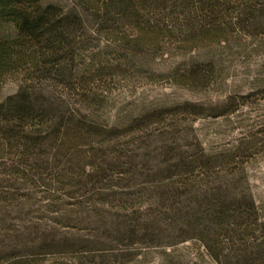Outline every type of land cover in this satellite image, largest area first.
<instances>
[{
    "label": "trees",
    "instance_id": "16d2710c",
    "mask_svg": "<svg viewBox=\"0 0 264 264\" xmlns=\"http://www.w3.org/2000/svg\"><path fill=\"white\" fill-rule=\"evenodd\" d=\"M2 28L0 155L14 152L18 161L0 163V175H14L28 190L44 187L39 192L48 203L56 204L55 194L68 190L72 206L94 207L78 218L92 226L96 239L46 245L73 253L70 263L58 264H111L117 258L111 246L188 240L219 264H264V222H257L254 202L238 190L237 180L257 141L244 134L227 150L185 147L171 140L174 128L153 136L147 128L159 116L151 114L141 128L148 131L145 139L136 148L133 138L122 143L119 128L98 122L97 79L80 81L71 68L84 37L94 31L111 45L110 58L94 72H142L150 54L200 49L203 61L184 68L178 82L208 80L220 73L224 53L264 56V0H73L67 7L0 0ZM9 80L17 90L1 97ZM139 121L129 120L131 126ZM56 158L63 162L60 170L44 176ZM139 180L149 188L136 198L118 191ZM13 190L2 191L7 206L32 202L27 190L15 196L14 183ZM139 198L149 202L148 213L128 201Z\"/></svg>",
    "mask_w": 264,
    "mask_h": 264
},
{
    "label": "rangeland",
    "instance_id": "374dc122",
    "mask_svg": "<svg viewBox=\"0 0 264 264\" xmlns=\"http://www.w3.org/2000/svg\"><path fill=\"white\" fill-rule=\"evenodd\" d=\"M44 1L67 7L73 0ZM2 30L3 28L1 35ZM84 38L71 68H74V72H79L80 81L97 79L96 88L101 98L98 122L105 123L109 128H119L120 134L125 136L120 142L133 138L136 148L145 139L146 132L153 130V136L158 138V130L166 132L172 128L176 132L171 140L176 144L185 147L198 145L205 151L230 149L244 134L248 136L247 140L253 138L252 140L257 141L253 152L242 165L243 172L238 175L237 180L238 190L254 202L257 222H264L263 54L238 56L224 53L220 73L208 80L181 84L178 82L179 74L191 63L202 62L203 50L174 49L162 56L150 54L146 56L147 63L142 72L123 67L116 73L112 69H98L94 72L93 68L97 64H103L110 58L111 45L106 37L94 31L88 32ZM202 66L203 64L199 67ZM16 90V83L9 80L4 85L1 97L13 94ZM232 108L238 110L231 113ZM151 114H158L159 122L151 123L148 131L141 130L147 125L144 117ZM131 118L140 121L131 126ZM124 147L127 148L125 145ZM16 156L14 152H7L6 156L0 155V163L13 160L12 164L15 165L18 161ZM62 164V160L56 158L55 163L51 162L55 169H51L50 165L44 170V176L58 172ZM13 176L4 173L0 175V260H7L4 264L70 263L74 259L73 253L47 248L46 245L57 241L75 243L97 238L93 236L92 226L88 222L79 221V218L85 217H80L83 214L78 213H86L94 207L82 205L79 210L72 206V199L65 196L70 192L68 190L55 194L59 198L56 204L48 203L44 194L39 192L44 187L30 185L29 190L25 189L20 181H14ZM138 182L140 184L135 183L126 190L118 191L130 193L133 195L132 199L136 198L141 194L142 188H149L142 180ZM13 183L14 189L18 191L15 196H19L22 190H27L33 197L30 204L15 208L6 205L2 200V191H14ZM128 201L139 212L148 213L152 209L147 199L139 198L136 203L131 199ZM105 209L115 211L110 206ZM123 212L120 214L124 215ZM135 215L136 213L133 216ZM111 249L117 254L116 260L111 264H191L198 261L200 264H219L195 240L170 246L137 243L111 246Z\"/></svg>",
    "mask_w": 264,
    "mask_h": 264
}]
</instances>
